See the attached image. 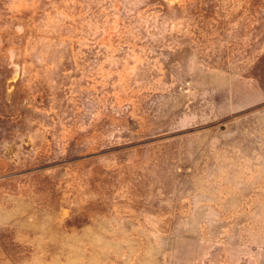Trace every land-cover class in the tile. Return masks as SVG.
<instances>
[{"label": "rangeland", "instance_id": "1", "mask_svg": "<svg viewBox=\"0 0 264 264\" xmlns=\"http://www.w3.org/2000/svg\"><path fill=\"white\" fill-rule=\"evenodd\" d=\"M0 264H264V0H0Z\"/></svg>", "mask_w": 264, "mask_h": 264}]
</instances>
